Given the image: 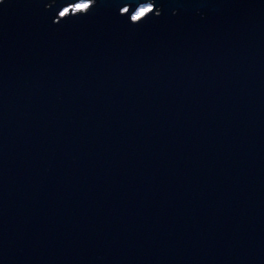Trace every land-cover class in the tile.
Segmentation results:
<instances>
[{"label": "water", "instance_id": "1", "mask_svg": "<svg viewBox=\"0 0 264 264\" xmlns=\"http://www.w3.org/2000/svg\"><path fill=\"white\" fill-rule=\"evenodd\" d=\"M73 2L0 5V264H264V0Z\"/></svg>", "mask_w": 264, "mask_h": 264}, {"label": "snow or ice", "instance_id": "2", "mask_svg": "<svg viewBox=\"0 0 264 264\" xmlns=\"http://www.w3.org/2000/svg\"><path fill=\"white\" fill-rule=\"evenodd\" d=\"M98 0H76V2L69 3L59 10V16L66 18L69 16H75L76 13H88L96 4ZM4 4V0H0V5ZM132 7V6H131ZM155 4L152 2L142 3L139 6H135L134 10L129 12L130 7L121 6L119 13L121 15L128 14L127 18L134 22L142 21L148 16L149 13L155 12ZM160 12H155V16H159Z\"/></svg>", "mask_w": 264, "mask_h": 264}, {"label": "clouds", "instance_id": "3", "mask_svg": "<svg viewBox=\"0 0 264 264\" xmlns=\"http://www.w3.org/2000/svg\"><path fill=\"white\" fill-rule=\"evenodd\" d=\"M149 2H151V0H149Z\"/></svg>", "mask_w": 264, "mask_h": 264}]
</instances>
